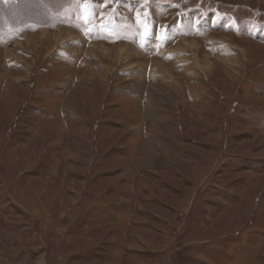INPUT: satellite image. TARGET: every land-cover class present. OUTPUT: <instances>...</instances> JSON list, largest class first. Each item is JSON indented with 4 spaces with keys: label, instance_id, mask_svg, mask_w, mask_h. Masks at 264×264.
I'll return each mask as SVG.
<instances>
[{
    "label": "rangeland",
    "instance_id": "1",
    "mask_svg": "<svg viewBox=\"0 0 264 264\" xmlns=\"http://www.w3.org/2000/svg\"><path fill=\"white\" fill-rule=\"evenodd\" d=\"M0 264H264V0H0Z\"/></svg>",
    "mask_w": 264,
    "mask_h": 264
},
{
    "label": "bare ground",
    "instance_id": "2",
    "mask_svg": "<svg viewBox=\"0 0 264 264\" xmlns=\"http://www.w3.org/2000/svg\"><path fill=\"white\" fill-rule=\"evenodd\" d=\"M62 39V38H61ZM61 41V40H60ZM72 42V41H71ZM194 44V43H193ZM190 43H184L183 44V47L182 46H180L179 48V51H181V52H185V51H187V47H190ZM184 47H186V48H184ZM123 49H122V53L121 54H124V55H119V57L120 58H123L124 59V61L125 60H128L129 58H135L136 57V55H133V53H132V55L133 56H130V53H131V51H130V53H128L127 51H124V50H126L124 47H122ZM103 49V51H101V52H103L104 54H105V56H109V52L110 51H108V49L107 48H105V47H103L102 48ZM130 50V49H129ZM76 52V51H75ZM172 52V51H171ZM70 53V52H69ZM91 54V53H90ZM125 54H126V57H125ZM179 55V54H178ZM171 56V55H170ZM140 57V56H139ZM73 58V57H72ZM105 58V57H104ZM109 60L108 61H110L111 60V58L110 57H107ZM92 60V59H91ZM107 60V59H106ZM99 62V61H98ZM199 64H203V69L204 70H207V71H210L211 72V70H212V63L209 61V60H207V59H203V60H198L197 61ZM92 63V62H91ZM118 63V62H117ZM99 64V63H98ZM145 66V65H144ZM107 68L108 69H111V66H107ZM146 68V67H145ZM139 70V72L141 73V71H140V69H138ZM146 71H147V69H145ZM144 71V70H143ZM143 73V72H142ZM144 74V73H143ZM171 77V76H170Z\"/></svg>",
    "mask_w": 264,
    "mask_h": 264
}]
</instances>
